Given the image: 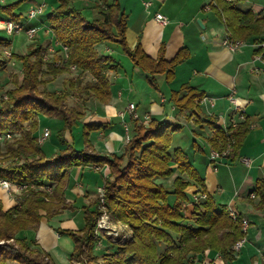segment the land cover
<instances>
[{
  "label": "trees",
  "instance_id": "trees-1",
  "mask_svg": "<svg viewBox=\"0 0 264 264\" xmlns=\"http://www.w3.org/2000/svg\"><path fill=\"white\" fill-rule=\"evenodd\" d=\"M242 1L245 0H210L209 4L223 19L230 37H253L254 42L264 39L258 37L264 33V15H255L249 7L241 8L239 3ZM95 6L98 17L91 19L70 5L69 0H59L45 14L53 37L60 44L55 49L54 61L43 60L47 48L36 42L24 54H10L20 61L21 71L9 74L13 87L5 90L7 96L1 103L0 133L11 131L19 134L6 139L0 147V178L35 185L50 182L53 190L50 194L25 191L8 209H3L0 200V264H5L7 259L20 264H55L34 241L19 237L18 231L23 227L35 228L41 217L49 218L67 206L63 192L68 182V169L78 164L108 166L109 174L103 182L104 201L115 219L129 226L132 236L123 244L108 242L107 250L99 255L93 251L98 215L96 197L93 209H83L82 227L58 230L73 241L69 264H192L197 255L207 250L218 252L223 260L234 259L232 247L246 235L242 229L243 216L234 211L233 217L226 204L217 203L206 192L203 179L190 163L187 153L180 147L170 148L172 135L179 125L152 117L146 124L131 119V137L119 155L76 149L65 140V132L70 131L83 116V104L88 96L102 102L110 96L107 71L118 68L119 64L111 55L98 52L100 42H116L134 64L149 75L164 73L167 81L171 79L175 65L185 60L188 53L181 48L172 59L166 60L162 47L156 58L147 55L139 43L132 49L128 48L125 41L127 16L118 0H103ZM13 7L14 4L0 5V10L18 22L20 14L14 12ZM0 44L6 45L8 41L0 38ZM62 45L67 47L65 58L61 53ZM5 61L0 59V66ZM72 64L78 74L67 78L61 90L50 91L47 83L59 74H71ZM84 73L89 75V79L83 78ZM187 89L180 98L178 91L171 95L182 111L192 109L195 99L203 96L191 87ZM71 96L78 99L68 105L66 101ZM39 114L59 118L62 122L56 136L64 146L51 155L42 151L35 135ZM89 126L83 125L84 141L87 140ZM216 129L213 148H223L231 135L233 141L228 156L231 157L246 126L241 124L232 132H229V127L216 126ZM171 162L175 163L180 175L173 178L171 189H168L156 179L173 172ZM184 173L187 180L181 176ZM191 181L206 194L205 198L196 201L191 195L188 198L185 189ZM251 192H254V197L248 195V200H255V208L264 209V178L255 180ZM170 193L174 194L172 203L168 201ZM187 207L189 214L184 215L183 209ZM8 239L15 241V245L7 243Z\"/></svg>",
  "mask_w": 264,
  "mask_h": 264
},
{
  "label": "crops",
  "instance_id": "crops-1",
  "mask_svg": "<svg viewBox=\"0 0 264 264\" xmlns=\"http://www.w3.org/2000/svg\"><path fill=\"white\" fill-rule=\"evenodd\" d=\"M42 1L47 5L45 11L35 18L28 19L26 16L28 8ZM102 1L69 0V3L91 19L98 17V9L95 5ZM209 1L118 0L127 16L125 41L128 48L132 49L139 43L147 55L156 58L162 47L166 60L172 59L181 48H185L188 51L187 57L175 65L172 77L167 81L164 73L149 75L134 64L116 42L109 40L100 42L97 45L98 52L111 55L119 64L118 68L107 71L110 96L104 102L92 96L86 98L83 104L84 114L77 120L79 124L76 125V129L81 132L84 124L91 125L88 127L87 140L84 141L83 135L80 137L77 133L69 143H72L76 149L86 148L101 155L123 151L125 132L119 112L124 110L128 102L135 104V111L140 115L149 113L152 118L164 119L179 125L172 135L170 148H182L188 153V159L193 166L196 155H199L194 154L193 151L203 152L201 166L194 168L203 179L206 192L212 195L217 203L226 204L236 213L239 212L241 216L247 217L250 223L234 259L223 260L218 252L207 250L204 254L197 255L192 264H262L264 209L255 208L253 204L255 200L250 202L248 195L255 185V180L264 178V57L254 58L256 48L251 45L254 42L253 37L243 39L247 44L236 50H231L223 44L225 24L223 19L210 8ZM250 1L251 4L247 7L257 16L264 15V4L259 0ZM58 3L59 0H0V5L14 4L13 11L20 14L18 22L24 27L37 28L32 38H29L24 31H20L22 32L20 34H8L2 20L9 17L0 10V38L8 41L6 45L0 44V59L6 60L4 65L0 66V77L2 71L8 69V77L0 82V91L4 92L11 87L9 74L15 71L12 68L14 64L16 66L18 62L20 63L11 55L24 54L28 47L36 42L47 48V51L53 48L54 52L48 53V56H56L55 49L59 48L60 44L55 41L47 25L45 14ZM23 9L25 14L21 13ZM156 12L166 16V24L156 21L154 18ZM198 19L202 25L197 22ZM258 37H264V33ZM5 49L11 55H3L1 51ZM76 74L77 70L74 69L71 74H59L47 83V88L50 91H57L59 89L53 88L58 79L64 85L67 78ZM85 74L89 79V75ZM188 87L199 91L203 96L195 99L192 109L182 111L171 99V95L173 91H178L180 98L187 93ZM229 95H233L235 102L228 99ZM71 99L77 100L78 97L71 96L69 100ZM236 105L238 108H235ZM240 112H243V118L240 117ZM123 119L129 121L131 128L130 114L124 113ZM241 124L245 125L246 129L239 137L234 154L210 162L208 154L214 147L212 139L216 134V126L224 129L229 127V132H232ZM61 125L59 118L38 115V128L35 131L37 139L44 128L50 130L49 136L38 141L46 155L63 148L64 145L59 143L56 136ZM69 134L70 132L66 131L64 138L68 139ZM175 138H180L178 143L175 142ZM185 148H190L192 154H189L190 150L187 152ZM242 157H246L249 163L242 161ZM170 165L173 167V172L169 176L156 179L168 189H171L173 178L180 175L175 163L171 162ZM108 174L109 168L106 164L98 169L87 164L70 167L68 182L63 192L67 205L63 208V212L66 211L74 216L77 212L83 211L84 207L93 209L96 205V187L103 185ZM181 176L183 179L187 178L185 173ZM197 187L195 182L191 181L185 191L190 193ZM0 200L3 209L16 204L14 194H5L4 191H0ZM43 219L45 218L40 219L41 240L46 239V235L51 233L42 222ZM62 235L66 234H58L59 237ZM63 242L64 245L56 244V249L47 252L55 264H69L73 241L66 238ZM105 242L108 244L109 241Z\"/></svg>",
  "mask_w": 264,
  "mask_h": 264
},
{
  "label": "rangeland",
  "instance_id": "rangeland-1",
  "mask_svg": "<svg viewBox=\"0 0 264 264\" xmlns=\"http://www.w3.org/2000/svg\"><path fill=\"white\" fill-rule=\"evenodd\" d=\"M259 1L262 2L261 4H264V0H259ZM250 4H251L250 0L242 1L239 3V6L241 8H245V7L247 8V6ZM24 12H25V9H23V11H21L22 14H25ZM20 33H22V32H17L15 34H20ZM1 52H3V50ZM2 54L7 56L4 53H2ZM45 54H47V51ZM45 54L43 55L44 61H50V60L54 61L55 60L53 56H48V57L46 56L45 57ZM12 68L15 70L14 72L19 74L21 71V63L18 62L16 64V66L14 64V66ZM2 73L3 74H2V77H0V82L5 81L6 77H8V69H6L5 71H2ZM77 74H78V72H77ZM82 76L84 79H88V78H86L87 77L86 74L85 75L82 74ZM3 77H4V79H2ZM61 82L62 81L60 79H58L56 82V85L53 89L61 90L64 87V85H62L63 83L61 84ZM52 86H54V85H52ZM11 87H13L12 82H11ZM0 95L1 96L5 95V97L0 98V107H1L2 106L1 105L2 100H4L7 95H6L5 91L4 92L0 91ZM71 100H69V98H68L66 103L68 105H71V103H72ZM78 124H79V122L78 123L76 122V124H74L71 127L70 131L67 130L68 133L70 132L69 137H67L68 139L65 138L68 142H72V137H76L77 133L80 134V137L82 136L83 131L79 132L76 129V125H78ZM11 133H13V132H11ZM13 136H15V135H13ZM13 136H11L10 138H7V139H11ZM178 139H180V138H177L175 142L178 143ZM185 149H187V152H189V150H190L189 154H192V150L190 148H185ZM196 152L193 151L194 154H199V155H196L197 158L194 160L193 164L195 167L199 168L202 164L201 160H202V155L204 153L203 152L196 153ZM121 153H122V151L119 153H115V154L119 155ZM0 159H1V156H0ZM12 183H17V182H12ZM20 184L26 185V187L23 188V190H19L20 195H22L23 192L28 191V190L43 191L42 186L44 184H40V185L29 184V183H20ZM190 195H191V192L188 193L189 199H190ZM96 197H97V193H96ZM168 201L170 203L174 202V194L173 193L169 194ZM97 203H98V200H97ZM104 205H105L104 208H100L99 204H97L98 215H97V220L95 223V229H94L95 232H94V236H93V238H94L93 251L98 255L101 251L107 250L108 244L105 242L106 240L109 241V243H111L112 245L123 244L127 240L131 239V236H132L129 226L126 223L115 219L112 212L107 207L105 201H104ZM186 205L189 207L190 203L187 202ZM188 207L185 210L183 209L184 215L189 214V208ZM41 218H45V219H43L42 222L45 223L46 227H48L51 230V233L46 235V239L41 240V238H40V235H39V230L41 228L40 221L35 228L34 227H23V228H21L18 231V236L25 238L27 241H34L36 246L45 252H51L52 249L55 248L56 244H58L59 246L64 245L65 242H63V241L66 238L71 240V238L68 235H62L61 237H59L58 236V234H59L58 230L59 229H66V228L67 229L68 228L69 229H79L84 224L83 211H81L80 213L77 212L74 216H71L66 211L63 212V209H60L58 212L54 213L49 218H47L45 216H43ZM98 221H99V224H101V227L97 228L96 224ZM0 242H2V240ZM6 242L9 244L15 245V241H13L12 239H8V240H6ZM105 245H107V246H105ZM31 256H33V255H31ZM5 264H20V263H18L15 260L7 259ZM75 264H78V263H75ZM262 264H264V262H262Z\"/></svg>",
  "mask_w": 264,
  "mask_h": 264
},
{
  "label": "built area",
  "instance_id": "built-area-1",
  "mask_svg": "<svg viewBox=\"0 0 264 264\" xmlns=\"http://www.w3.org/2000/svg\"><path fill=\"white\" fill-rule=\"evenodd\" d=\"M145 4H148V2H145ZM46 3L44 1L39 2L34 4L33 6H31L30 8H28L27 12H26V16L28 19H32L37 17L38 15H41L45 9H46ZM207 8H209V5H207ZM154 18L156 19V21H158L161 24H166L167 23V18L165 15H163L160 12H156L154 14ZM2 24L3 27L5 29V31L8 34H15L17 32L20 31H24L27 36L29 38L34 37L37 28L35 26H28V27H24L21 23L19 22H15L11 19H5L2 20ZM223 44H225L226 46L229 47V49L231 50H236V49H240L243 45L247 44V42H245V40L243 39H237V38H232L229 36V34L227 32H225L224 34V38L222 40ZM252 46H254L256 49L255 53H254V58L256 59H262V57H264V39L255 41L251 43ZM61 52L63 53V58H65L67 56V47L65 45L61 46ZM260 49V50H257ZM54 52L53 48H49L47 51V54H45V57H48V53L50 52ZM3 53L6 54L7 56L10 55V52L8 50H3ZM71 69L76 70V66L74 64H72L70 66ZM256 71V68H254ZM1 97H5V95H0ZM228 99L230 101L235 102L233 95H229ZM235 108H238V106L236 105ZM129 113L130 117L132 119H137L139 122L146 124L150 121L151 116L149 115V113H143L142 115L138 114L135 111V104L133 102H128L127 106L124 108L123 111L119 112V115L123 121V128H124V143H126L130 137V126H129V121H125L123 119L124 117V113ZM240 117L243 118V112H240ZM18 132H13L11 133V131H6V132H2L0 133V144L3 145L4 141L7 138H10L13 135H16ZM50 130L48 128H44V130L42 131L41 135H39L38 137V141H42L44 138H46L47 136H49ZM233 141V137H231L229 135L228 140L226 145L221 148V149H216V148H212L208 154V158L210 162H215L219 159L222 158H228L229 153H230V145L231 142ZM242 161H244L246 164L249 163V160L246 157H242ZM92 167L94 169H98L99 166L97 165H92ZM14 187H13V186ZM26 185L25 184H20V183H12L11 181L7 180V179H3L0 178V191H4L5 194H14L15 196V200L17 202L18 196L19 194V190H23V188H25ZM43 188V192L50 194L52 193V189H53V184L52 183H44V185L42 186ZM96 193H97V200H98V204L100 208H104V185H100L96 187ZM19 194V195H18ZM250 197H254V192H250ZM206 194L204 192H200V190L198 188L194 189L191 192V198L192 200L196 201L198 199H203L205 198ZM228 212L231 216L234 217V210L232 208H228ZM249 219L247 217H242V229L244 231H247L249 228ZM97 228L101 227V224H99V221L96 224ZM244 239V238H243ZM243 239H240L238 241H236V243L234 244V246L232 247L234 250V257H236V253L238 251V249L241 247Z\"/></svg>",
  "mask_w": 264,
  "mask_h": 264
},
{
  "label": "water",
  "instance_id": "water-1",
  "mask_svg": "<svg viewBox=\"0 0 264 264\" xmlns=\"http://www.w3.org/2000/svg\"><path fill=\"white\" fill-rule=\"evenodd\" d=\"M197 22H198L200 25H202V24H201V21H200L199 19L197 20Z\"/></svg>",
  "mask_w": 264,
  "mask_h": 264
}]
</instances>
